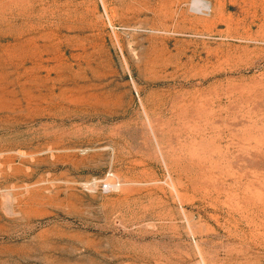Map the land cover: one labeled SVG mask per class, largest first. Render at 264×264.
<instances>
[{
  "label": "rangeland",
  "instance_id": "1",
  "mask_svg": "<svg viewBox=\"0 0 264 264\" xmlns=\"http://www.w3.org/2000/svg\"><path fill=\"white\" fill-rule=\"evenodd\" d=\"M201 1L0 0V264H264V0Z\"/></svg>",
  "mask_w": 264,
  "mask_h": 264
},
{
  "label": "bare ground",
  "instance_id": "2",
  "mask_svg": "<svg viewBox=\"0 0 264 264\" xmlns=\"http://www.w3.org/2000/svg\"><path fill=\"white\" fill-rule=\"evenodd\" d=\"M193 5H194V8L197 10L205 11V12L209 10L211 12V8H209V6L204 4V2L201 0H197V2H195V4Z\"/></svg>",
  "mask_w": 264,
  "mask_h": 264
},
{
  "label": "built area",
  "instance_id": "3",
  "mask_svg": "<svg viewBox=\"0 0 264 264\" xmlns=\"http://www.w3.org/2000/svg\"><path fill=\"white\" fill-rule=\"evenodd\" d=\"M91 187H93V185H88V188H91ZM98 188L104 194L109 193L110 192V189H111L110 188V185L108 183H106V182H102V183L98 184Z\"/></svg>",
  "mask_w": 264,
  "mask_h": 264
}]
</instances>
